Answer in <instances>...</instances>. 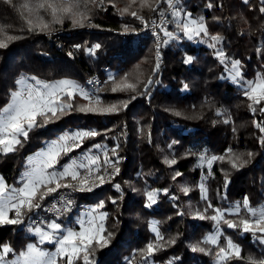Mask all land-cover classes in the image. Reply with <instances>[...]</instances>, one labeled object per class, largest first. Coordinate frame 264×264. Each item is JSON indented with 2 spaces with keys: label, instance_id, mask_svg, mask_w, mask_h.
<instances>
[{
  "label": "trees",
  "instance_id": "obj_1",
  "mask_svg": "<svg viewBox=\"0 0 264 264\" xmlns=\"http://www.w3.org/2000/svg\"><path fill=\"white\" fill-rule=\"evenodd\" d=\"M31 2L12 0L9 4L0 0V27L6 35L18 37L8 42V47L0 48V107L9 102V90H15V81L22 75L44 81L71 79L81 85L87 77L97 74L107 77L97 96L103 104H117L120 110L101 115L73 108L59 119L35 128L18 151L0 155V174L6 183L18 185L28 156L47 140L64 130H94L99 135L84 139L71 153L96 152L94 145L106 146L111 163L100 166L106 182L91 192H73L74 205L69 213L60 215L58 222L72 225L80 204L104 202L100 211L107 213V219L103 223L114 235L106 248L96 251L95 264H138L142 261L140 250L149 243L159 245L150 257L155 264H215L217 245L203 243L205 233L214 228L215 222L199 219L196 212L211 217L215 215L213 209L229 208L244 197H248L253 207L264 203V143L261 142L264 133L254 123L264 122V113L259 111L264 103L253 105L257 109L253 111L245 90L232 82L226 72V67L235 60L240 62L245 79L257 74L264 76V14L259 11L260 0H249L248 4L242 0H179L177 8L181 13L197 20L203 17L209 33L219 34L223 39L210 48L212 41L203 34L193 41L179 33L176 40L166 45L161 43L159 49L150 34L125 39L120 35L125 26L138 29L144 25L133 16L118 12L128 0H112L116 7L109 0L99 7L88 0L90 20L83 31L64 37L61 49L46 41L48 31L28 30V13L22 5ZM209 3L212 8L207 7ZM132 8L146 22L155 12L140 9L138 4ZM45 19H48L46 15ZM172 21L173 17L166 29L174 32L177 27ZM71 27L67 19L63 24L51 25L53 30ZM164 39L167 37L163 35L161 40ZM76 41L81 44L96 41L101 46L97 57H87L74 50L72 44ZM157 50L159 68L153 72ZM220 50L227 57L225 63L216 55ZM187 57L193 58L189 64L184 63ZM125 76L130 82L139 81L137 92H112L113 80L119 83ZM132 96L136 98L131 99ZM124 101H129L127 107H123ZM72 103L83 105L87 101L76 95ZM228 149L231 155L247 161L243 167L231 166ZM201 155L225 159L214 160L210 167L202 168L198 164ZM166 158L176 163L169 165ZM64 160L63 157L60 163ZM112 164L119 169L118 173H113ZM177 172L182 175L174 180ZM203 174H206V200L201 199L199 186ZM115 185L120 186L119 190ZM184 187L189 189L187 194L182 191ZM152 190H157L156 203L145 207L149 203L145 193ZM48 200L43 202V207ZM208 204L212 207L208 208ZM43 207L30 215H47ZM248 215L243 207L239 216L225 212V217L234 221ZM153 221L163 240H157L152 231ZM24 223L0 225V245L8 244L14 249L9 257L34 239ZM220 225L223 233L241 249V258H234L228 264H249V257L264 260V244L252 233L228 228L222 222ZM172 239L175 243H168ZM192 245L212 249V254L193 252Z\"/></svg>",
  "mask_w": 264,
  "mask_h": 264
},
{
  "label": "snow or ice",
  "instance_id": "obj_2",
  "mask_svg": "<svg viewBox=\"0 0 264 264\" xmlns=\"http://www.w3.org/2000/svg\"><path fill=\"white\" fill-rule=\"evenodd\" d=\"M5 3H11L12 0H4ZM88 0L84 3L81 0H32L31 3L22 5L27 10L28 16L26 23L29 31H52L51 25L63 24L64 21L70 20L73 27H84L85 23L90 20V9L87 7ZM97 7L104 3V0H90ZM161 2L166 3L171 9V16L177 25V28L183 33L188 40H192L195 36L203 34L209 37L212 41L208 46L215 48L216 44L221 42L223 37L219 34H210L204 22L203 17L192 19L190 14H185L183 20H180L181 10L176 7L179 0H128L125 7L118 9L121 15L129 14L140 20L147 26V22L139 14L137 10H133L132 6L138 4L140 9H149L156 11V7ZM260 13L264 14V0H260ZM113 7H116L112 0H109ZM242 3L248 4L249 0H242ZM208 8H212L211 3L207 4ZM48 19H45V15ZM163 15V12H161ZM167 39L161 40L157 35V49L160 44H168L170 41L176 40L177 36L163 27V23L159 26ZM124 31H135L125 26ZM0 48L8 47V42L17 39L13 35H6L3 27H0ZM77 48L80 46L77 45ZM99 44L93 45L85 49L89 54L95 55ZM260 52V49H257ZM71 55V53H70ZM221 63H225L227 57L220 50L216 53ZM160 53L157 50V64L153 68L155 72L159 68ZM192 57H187L184 60L185 64L192 62ZM231 80L234 83L238 82V78H242L240 71V62L232 61L231 63ZM29 80L34 83H29ZM139 81L130 82L125 76L119 83L113 80L114 86L112 92L127 91L137 92ZM148 83H152V78H148ZM15 90H9V102L0 107V155L7 156L14 153L23 147L24 142L30 138V132L37 127H42L48 123L59 119L60 116L67 114L73 108L76 111L96 114H111L120 110L117 104L105 105L98 96L90 95L83 87L71 79H61L54 82H45L39 80L35 76H21L15 81ZM145 88L148 84L144 85ZM187 88V85H184ZM79 95L87 101L83 105H73L72 101L75 96ZM244 95L248 100L252 101L249 105L253 111L257 109L253 105H261L264 103V76L257 74L254 81H247V90ZM132 96L131 99H135ZM129 101L122 102L123 107H127ZM261 113H264V106L259 108ZM219 114V113H218ZM179 115V113H177ZM227 123V121H225ZM261 133H264V122H254ZM99 135L94 130L78 131L72 135L61 136L58 140L51 142L48 146L35 153L28 158V164L32 165L21 174V186H8L2 177H0V225H19L24 223L26 216L30 213L41 209L43 202L48 198H53L51 207L48 211L58 213L57 217L48 221L40 220L39 222L30 219V224L27 232L36 238L34 243H28L14 259H6L9 254L14 252V249L8 245H0V264H78L83 261V264H95V253L98 249L106 248L112 241L113 233L109 232L104 221L107 219V213L99 211L104 207V202L101 201L96 207L90 209L87 213L82 214L76 221L78 229L67 227L58 222L60 215H66L72 209L74 201L65 195H60L61 189H71L77 192H91L93 188L99 187L106 182L105 175L100 174L97 157H87L88 163H79L72 161L64 164L62 170H57L61 159L67 156L74 149L79 148L84 139L92 138ZM261 142L264 143V136L261 137ZM99 148L100 145H94ZM115 154V149L112 150ZM228 162L233 168L243 167L247 161H243L240 156L231 155V149L227 150ZM249 157L252 153L247 154ZM203 159V157H202ZM224 160L225 157L213 156L208 159V165L211 166L214 160ZM107 155H105V164H110ZM165 163L172 165L175 160L165 159ZM113 173H118L119 169L112 164ZM86 169V173L82 174L79 169ZM106 173V169H105ZM182 175L177 172L173 179ZM71 182H68V181ZM227 186V180L226 184ZM119 190L120 186L115 185ZM201 199H207V193L204 186L200 185ZM182 191L187 194L189 189L182 188ZM167 193V189L164 190ZM59 195V201L55 200V196ZM145 195L149 203L145 207H151L156 203L157 190L146 192ZM175 199V197H173ZM115 203V201H112ZM58 205H62L59 207ZM212 205L208 204V208ZM241 207L249 214L247 217H241L239 220H229L225 217V211L229 214L240 215ZM207 210V209H206ZM215 215L206 217L202 213L197 212L195 215L199 219H212L216 221V232L205 237L203 243L217 245L215 248L214 261L215 264H228L232 259L241 258V249L239 245L234 244L231 239H227L223 246H220L218 241L220 238L219 224L222 222L228 228L239 229L242 233H252L261 244H264V207L259 209L250 206L248 197H244L242 205L238 204L231 210L213 209ZM12 213L13 215H9ZM152 231L156 233L157 240H163L159 231L153 225ZM175 243V239L168 241ZM44 245H54V251H49ZM159 245L149 243L145 249H141V259L147 262V259L154 255ZM191 251L200 252L205 255H211L212 249H206L199 245H192ZM249 264H264V260H256L249 257Z\"/></svg>",
  "mask_w": 264,
  "mask_h": 264
},
{
  "label": "rangeland",
  "instance_id": "obj_3",
  "mask_svg": "<svg viewBox=\"0 0 264 264\" xmlns=\"http://www.w3.org/2000/svg\"><path fill=\"white\" fill-rule=\"evenodd\" d=\"M155 15V13H153V15H152V17ZM151 17V18H152ZM184 17H185V15L183 14V13H181V16H180V20H183L184 19ZM150 18V19H151ZM175 23V22H174ZM169 24V23H168ZM168 24H167V26H168ZM167 26H166V28H167ZM175 26L177 27V25H176V23H175ZM176 36H177V38H178V36H179V33H182L180 30H179V28H177L174 32H173ZM187 38V37H186ZM200 38V36H195L192 40L193 41H197L198 39ZM227 75L231 78V75H232V71H231V66H230V69L228 70V72H227ZM257 77V76H256ZM256 77H254V78H252V79H245L244 77H242V78H238V82H237V84L238 85H240L245 91L247 90V81H254L255 79H256ZM39 79V78H38ZM40 80V79H39ZM61 80V79H60ZM41 81H44V80H41ZM54 81H58V80H54ZM54 81H45V82H54ZM29 83H34V81H31V80H29ZM95 96H97V95H95ZM79 130H77V131H75V132H69V133H66L65 135H72V134H74V133H76V132H78ZM106 149H107V147L106 146H103V147H100V148H97V151L95 152V151H91V150H86V152L85 153H81V152H78V153H76V154H71V152L67 155V159H68V162H66L65 164H68V163H71L72 161H76V163L77 164H79V163H85V164H87L88 163V160H87V157H97L98 158V167L100 168V166L101 165H105V155H107V153H106ZM80 153V154H79ZM202 157H203V159H202ZM211 157H213V156H206V155H201L200 157H199V159H198V164L202 167V168H208L209 167V165H208V159H210ZM109 161V160H108ZM64 165V164H63ZM29 168V167H28ZM27 168V169H28ZM57 170H62V167L60 168V167H57ZM25 171V170H24ZM23 171V172H24ZM79 171L82 173V174H85L86 173V169H84V168H81V169H79ZM22 174V173H21ZM21 177V176H20ZM19 180H20V178H19ZM68 182H71L70 180L68 181ZM21 184H22V182H21V180H20V182L18 183V185L16 186V187H19V186H21ZM203 185L204 186V188H205V186H206V174H203L202 175V177H201V179H200V182H199V186L200 185ZM58 195H56V197H57ZM71 199L73 200V198L71 197ZM53 200V198L52 197H50L49 198V200L46 202V205L47 204H49L51 201ZM242 202L243 201H241V202H235L231 207H229V208H225V209H222V210H231V209H234L235 208V206L236 205H238V204H240V205H242ZM48 206H51V204H49V205H47V207ZM80 206H81V210H80V212L76 215V216H74L73 217V224L71 225V224H69V223H65V224H68L67 225V227H73V228H76V229H78V224L76 223V221H77V219L82 215V214H85V213H87L90 209H92V208H94V207H96L97 206V203H92V204H85L84 206L82 205V204H80ZM59 207H62V205H60ZM251 207H253V206H251ZM260 207H264V203L263 204H261V205H259V206H256V207H253V208H257V209H259ZM242 208V207H241ZM45 209H46V206H44L43 207V212L45 211ZM100 211V210H99ZM101 212H103V211H101ZM225 212H228V211H225ZM197 213V212H196ZM57 215H58V213H51V214H47V215H35V216H31L30 214H29V216H27V218H25L24 219V221H25V223H24V225H26L25 227H26V229L28 228V226H29V224H30V219H29V217L31 218V220H35V221H37V222H39L40 220H45V221H48V220H51V219H54V218H56L57 217ZM215 222V225H214V228L211 230V231H208V232H206L205 233V235H204V239H205V237H207V236H209V235H211V234H213V233H215L216 232V224H217V222L216 221H214ZM153 225H155V222L153 221L152 222V224H151V228L153 227ZM156 227V226H155ZM157 228V227H156ZM157 230H158V228H157ZM219 232H220V238H219V241H218V243H219V245L220 246H223L224 244H225V242H226V240L227 239H231L230 237H228L227 235H225L224 233H223V230H222V227H221V225L219 224ZM155 233V232H154ZM221 237H223L224 239H223V241H222V239H221ZM232 240V239H231ZM232 242L234 243V244H237V245H239L237 242H235L234 240H232ZM31 243H33V242H31ZM28 244V243H27ZM26 244V245H27ZM43 247H46L49 251H54V245H50V246H43ZM239 247H240V245H239ZM16 255V254H15ZM15 255H13L12 257H7L6 259H14L15 258ZM214 263H215V261H214ZM138 264H155V262L149 257L148 259H147V262H145L144 260H142L140 263H138Z\"/></svg>",
  "mask_w": 264,
  "mask_h": 264
},
{
  "label": "built area",
  "instance_id": "obj_4",
  "mask_svg": "<svg viewBox=\"0 0 264 264\" xmlns=\"http://www.w3.org/2000/svg\"><path fill=\"white\" fill-rule=\"evenodd\" d=\"M177 7V4H176ZM161 12H163V15H161ZM155 15L147 22V26L142 25L138 29H134L135 31H129L125 32L122 31L120 32V35L122 36L123 39H125L128 36H133L137 37L141 34H150L154 37L155 41L157 42V35L162 38L163 37V32L160 31L159 26L163 23V27L166 28L167 24L170 22L172 16H171V9L168 8V5L166 3L163 4V6H160L156 8V11L154 12ZM86 29H91L89 27H85ZM84 27H71L69 29H56L52 31L46 32V41L55 46L57 49H61L64 44V37L66 36H71L74 35L76 32L83 31ZM98 44L96 41H91L88 43L81 44L80 41H76L72 44V47L76 51H81V53L84 56L87 57H92L96 58L97 57V51L95 55L89 54L88 52L85 51V49L92 47L93 45ZM79 45L80 47L77 48L76 46ZM157 59V57H155ZM160 61V57H159ZM107 80V77L101 78L97 74H92L89 77H87L86 81L84 84H81L80 86L85 89L90 95L95 96L97 95L98 91L101 89L103 86L104 82ZM73 190L71 189H61L60 190V195H65L68 198L72 197ZM55 200L59 201V195L56 197ZM54 201L52 200L49 204H52ZM47 204V205H49ZM46 206L45 213L51 214V213H57L55 211H48L51 206ZM74 205V204H73ZM60 206V205H58Z\"/></svg>",
  "mask_w": 264,
  "mask_h": 264
},
{
  "label": "crops",
  "instance_id": "obj_5",
  "mask_svg": "<svg viewBox=\"0 0 264 264\" xmlns=\"http://www.w3.org/2000/svg\"><path fill=\"white\" fill-rule=\"evenodd\" d=\"M188 14V13H187ZM192 18V17H191ZM192 19H194V18H192ZM230 69V66L229 67H226V72H228V70ZM22 76H27V77H31V76H29V75H22ZM21 77V76H20ZM41 80V79H40ZM78 84V83H77ZM80 85V84H79ZM75 131H77V130H64L63 132H61L60 134H58L57 136H55V137H53L52 139H49V140H47L45 143H44V145L43 146H41L39 149H37V150H35L33 153H31L29 156H28V158L29 157H32L35 153H37V152H39V151H41V150H43V149H45L47 146H48V144H50L51 142H53V141H56V140H58L61 136H64L66 133H71V132H75ZM86 151H81V153H85ZM72 154V153H71ZM80 154V153H79ZM73 155H74V153H73ZM28 158H27V161H26V164H25V166H24V169L22 170V172L21 173H23V171L24 170H27V168L29 167H31L32 165H29L28 164ZM64 158H65V160H64V162L63 163H60L57 167H62L63 166V164H65L66 162H68V159H67V156H64ZM21 176V175H20ZM0 177H2V175L0 174ZM3 178V177H2ZM19 178H21V177H19ZM3 180H4V178H3ZM21 180V179H20ZM20 180H19V182H20ZM5 181V180H4ZM5 183H6V181H5ZM7 184V183H6ZM8 185V184H7ZM8 186H13V187H16V186H14V185H8ZM20 187V186H19ZM80 210H81V208H80ZM80 212V211H79ZM78 212V213H79ZM10 216L11 215H13L12 213H10L9 214ZM63 225H65V226H67L68 224H63ZM31 235V234H30ZM34 237V236H33ZM35 240H36V238L34 237V239H31L30 241H28L27 243H31V242H35ZM45 246H50V245H45Z\"/></svg>",
  "mask_w": 264,
  "mask_h": 264
}]
</instances>
